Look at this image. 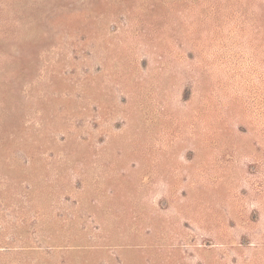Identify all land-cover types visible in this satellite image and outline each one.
Returning <instances> with one entry per match:
<instances>
[{"label":"rangeland","instance_id":"1","mask_svg":"<svg viewBox=\"0 0 264 264\" xmlns=\"http://www.w3.org/2000/svg\"><path fill=\"white\" fill-rule=\"evenodd\" d=\"M0 264H264V0H0Z\"/></svg>","mask_w":264,"mask_h":264}]
</instances>
